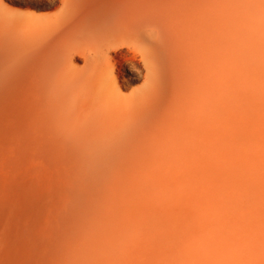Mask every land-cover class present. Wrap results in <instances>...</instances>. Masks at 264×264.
Wrapping results in <instances>:
<instances>
[{"label": "bare ground", "instance_id": "1", "mask_svg": "<svg viewBox=\"0 0 264 264\" xmlns=\"http://www.w3.org/2000/svg\"><path fill=\"white\" fill-rule=\"evenodd\" d=\"M0 264H264V0H0Z\"/></svg>", "mask_w": 264, "mask_h": 264}]
</instances>
